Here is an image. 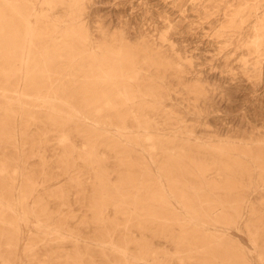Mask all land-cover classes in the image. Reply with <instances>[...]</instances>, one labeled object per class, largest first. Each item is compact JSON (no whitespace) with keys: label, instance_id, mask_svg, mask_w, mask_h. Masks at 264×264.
<instances>
[{"label":"rangeland","instance_id":"rangeland-1","mask_svg":"<svg viewBox=\"0 0 264 264\" xmlns=\"http://www.w3.org/2000/svg\"><path fill=\"white\" fill-rule=\"evenodd\" d=\"M0 264H264V0H0Z\"/></svg>","mask_w":264,"mask_h":264}]
</instances>
